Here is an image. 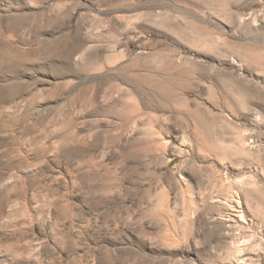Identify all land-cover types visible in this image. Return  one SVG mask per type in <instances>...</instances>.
Instances as JSON below:
<instances>
[{"label":"rangeland","instance_id":"374dc122","mask_svg":"<svg viewBox=\"0 0 264 264\" xmlns=\"http://www.w3.org/2000/svg\"><path fill=\"white\" fill-rule=\"evenodd\" d=\"M0 264H264V0H0Z\"/></svg>","mask_w":264,"mask_h":264}]
</instances>
